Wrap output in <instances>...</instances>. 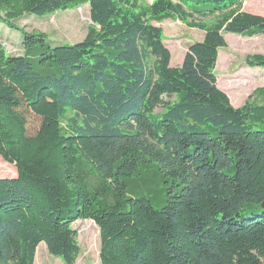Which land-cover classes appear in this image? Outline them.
Segmentation results:
<instances>
[{
    "label": "trees",
    "instance_id": "1",
    "mask_svg": "<svg viewBox=\"0 0 264 264\" xmlns=\"http://www.w3.org/2000/svg\"><path fill=\"white\" fill-rule=\"evenodd\" d=\"M242 1L0 0L15 30L83 3L92 22L76 44L24 33L25 55H0V158L16 172L0 178V264H34L40 243L75 264L86 220L99 264H264V88L233 108L212 72L224 33L264 35ZM164 17L204 33L177 68L150 24Z\"/></svg>",
    "mask_w": 264,
    "mask_h": 264
},
{
    "label": "rangeland",
    "instance_id": "2",
    "mask_svg": "<svg viewBox=\"0 0 264 264\" xmlns=\"http://www.w3.org/2000/svg\"><path fill=\"white\" fill-rule=\"evenodd\" d=\"M139 7H147L154 0H132ZM241 12L264 17V0H243ZM196 21H202L196 20ZM207 23L211 19H206ZM212 23V22H211ZM151 25L162 31L163 44L171 55L170 67L181 65L187 48L202 41L204 33L181 23L175 18L164 17L160 21H151ZM17 30L0 22V55L21 57L24 33H43L49 47L70 46L81 42L92 25L88 3L72 9L57 11L41 16L24 15L13 22ZM225 47L217 51L213 68L217 88L223 92L233 108H239L252 96L256 89L264 88V68L249 67L246 58L253 55L264 56V35H236L224 33ZM253 98H256L254 96ZM252 99V98H251ZM252 101V100H251ZM27 134L33 135L38 130L40 120L30 113H25ZM16 176L14 166L0 158V178ZM160 199L166 197L165 185L154 186ZM159 207V206H157ZM77 234L80 253L75 264H99V230L91 221H77L72 224ZM34 264H63L60 259L50 256L43 243L35 252Z\"/></svg>",
    "mask_w": 264,
    "mask_h": 264
},
{
    "label": "water",
    "instance_id": "3",
    "mask_svg": "<svg viewBox=\"0 0 264 264\" xmlns=\"http://www.w3.org/2000/svg\"><path fill=\"white\" fill-rule=\"evenodd\" d=\"M263 209H264V205H263Z\"/></svg>",
    "mask_w": 264,
    "mask_h": 264
}]
</instances>
